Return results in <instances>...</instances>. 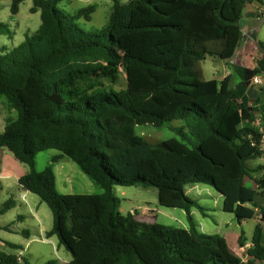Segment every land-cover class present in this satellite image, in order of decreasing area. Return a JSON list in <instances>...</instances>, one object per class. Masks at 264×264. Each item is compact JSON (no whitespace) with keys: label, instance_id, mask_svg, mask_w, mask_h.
I'll return each instance as SVG.
<instances>
[{"label":"trees","instance_id":"16d2710c","mask_svg":"<svg viewBox=\"0 0 264 264\" xmlns=\"http://www.w3.org/2000/svg\"><path fill=\"white\" fill-rule=\"evenodd\" d=\"M24 1L13 0V15ZM32 1L39 29L0 52V98L16 112L0 150L27 167L18 183L49 206L46 236L70 253L67 264H264V176H256L264 167L248 164L264 154V86L255 104L246 95L264 73V56L239 70L235 88L229 76L204 79L200 66L234 57L246 6L264 0H112L108 23L95 32L78 23L92 20L95 5L69 14L58 8L63 0ZM122 74L126 87L118 90ZM176 120L187 122L193 140L184 127L175 128L183 141L150 143L135 131ZM47 150L60 152L53 162L71 159L103 192L60 193L52 167L35 169ZM189 184L212 186L239 223L260 215L247 262L223 237L198 230L192 210H207L187 195ZM116 186L156 188L159 205L183 210L188 228L122 216ZM0 264L31 263L0 253Z\"/></svg>","mask_w":264,"mask_h":264},{"label":"rangeland","instance_id":"374dc122","mask_svg":"<svg viewBox=\"0 0 264 264\" xmlns=\"http://www.w3.org/2000/svg\"><path fill=\"white\" fill-rule=\"evenodd\" d=\"M120 1L127 3L131 0ZM12 2L13 0H0V52H8L17 47L24 41L26 34L35 33L41 25L40 12H31L32 0L22 2L16 15L11 12ZM89 5L97 7L92 20L87 22L81 19L78 23L86 31L95 32L108 23L112 12V0H63L58 8L66 13L76 14L79 9ZM200 66L206 80L219 77L224 70L222 62L214 58L202 61ZM259 77L264 86V75H259ZM233 79L235 83L239 78L234 74ZM106 84L109 83L106 82ZM114 87L118 90L126 87L124 74L120 76ZM14 118H16V112L9 106L7 98L1 97L0 133L7 122ZM176 127H184L183 134L193 140L187 122L182 120L166 123L162 127L137 126L135 131L138 136L150 143L170 139L183 141L182 136L175 130ZM185 142L188 143L189 140L186 139ZM1 153L6 157H3L2 162L0 161V253L17 255L31 264H44L50 260H58L60 264H67L66 261L72 258L70 253L63 248H58V239L55 236L51 238L46 236V231L53 227V214L49 206L37 195L25 191L18 183L19 178L27 171V167L17 162L7 149H3ZM59 155L60 152L57 150L38 153L35 159V169L43 171L47 167H52L57 175V188L60 193L89 195L103 192L71 159L64 157L53 162L52 160ZM260 163H262L261 158L249 161L248 164L256 167ZM256 176H264V170ZM246 186L252 187V181L247 180ZM185 190L189 197L198 200L207 210L206 216L198 209L192 210L200 232L225 236L231 249L238 248V238L241 233H244L245 238L251 241L256 221L251 219L239 223L233 214L223 212V196L212 186L189 184ZM114 193L120 201L118 211L124 217L132 214L139 222L148 224L157 222L174 228L188 227L186 213L183 210L159 205L156 188L116 186ZM6 205L10 208L3 211ZM136 215L149 218L141 217V219ZM150 218H155V220Z\"/></svg>","mask_w":264,"mask_h":264},{"label":"crops","instance_id":"0c3cea01","mask_svg":"<svg viewBox=\"0 0 264 264\" xmlns=\"http://www.w3.org/2000/svg\"><path fill=\"white\" fill-rule=\"evenodd\" d=\"M261 10H264V4L258 2L248 4L246 6L244 10L243 18L241 20V30L243 33V37L240 41V44L236 50L234 57L229 61L222 62L224 66V70L219 77L214 79L223 80L229 76L231 78V85L233 88H235L241 82L240 73H239L240 69H254L258 66V61L264 56V36H263L264 19H257L256 17V14ZM234 74L237 75L239 78L238 82L235 83L233 79ZM251 85L255 86L257 90L258 88L262 87V83L260 85H254L253 82H251ZM258 96H259V92H258ZM262 104H264V96L262 98L261 105ZM1 152H3V150H0V154H1L0 161L2 162L3 157L6 156L5 154L3 156ZM262 163H260V165H262ZM56 184H57V175H56ZM136 216L139 218L142 217L143 219L149 218L144 215L141 216L136 215ZM150 219L155 220V218H150ZM254 220L256 221V225H257L261 220L260 215L256 216ZM262 225L264 226V223H262ZM223 238L225 239L229 250L237 257H239L243 262L246 261L247 252L252 247L251 241H248L246 239V244L244 246L241 247L238 245L237 249H231L228 245L225 236ZM263 244H264V237H263ZM240 252H242L243 254ZM241 255H243L244 257H242ZM70 260L71 259L67 260L66 262L69 263Z\"/></svg>","mask_w":264,"mask_h":264},{"label":"built area","instance_id":"2783aa9c","mask_svg":"<svg viewBox=\"0 0 264 264\" xmlns=\"http://www.w3.org/2000/svg\"><path fill=\"white\" fill-rule=\"evenodd\" d=\"M256 17H257V19H264V10H261L260 12H258L256 14ZM252 82H253L254 85H260L262 83V81H261L259 76L254 77ZM261 159H262V162H263L262 166L264 167V154L262 155ZM262 193H263L262 195H263V201H264V189H262ZM244 262H247V259Z\"/></svg>","mask_w":264,"mask_h":264},{"label":"water","instance_id":"95a60500","mask_svg":"<svg viewBox=\"0 0 264 264\" xmlns=\"http://www.w3.org/2000/svg\"><path fill=\"white\" fill-rule=\"evenodd\" d=\"M258 90L255 86L251 85L247 90V97L249 98L250 105L255 104L258 98Z\"/></svg>","mask_w":264,"mask_h":264}]
</instances>
